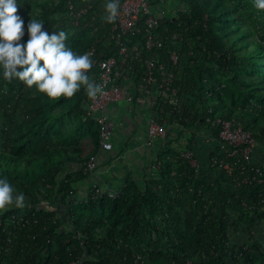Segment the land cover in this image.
Returning <instances> with one entry per match:
<instances>
[{
  "label": "trees",
  "instance_id": "obj_1",
  "mask_svg": "<svg viewBox=\"0 0 264 264\" xmlns=\"http://www.w3.org/2000/svg\"><path fill=\"white\" fill-rule=\"evenodd\" d=\"M162 1L166 4L168 2ZM177 1L181 6L177 13L178 20H174L169 13L161 23L160 29L180 32L183 35L181 52L187 57L189 51H192L195 55L194 65H190V59L186 58L188 64H185L182 72L177 74L173 81V86L179 88L185 97V103L178 111L164 106L162 110L161 107H157V112L162 117L170 114L167 124L176 128L175 131L179 130L175 139L180 141V131H192L190 137L181 143V147L169 149L175 139L167 142L173 130L166 129L165 147L163 146L157 153V158L162 163V168L156 170L160 176L158 179L145 180L142 184L144 190L130 178L132 172H129L128 178L125 174V179L121 181L112 180L114 185H119L118 197L113 199L105 193L92 197V183L95 181L92 180L94 176L85 172L87 162L92 156L96 161L100 152H111L102 151L99 147L96 122L94 117L87 115L89 98L81 89L80 98L73 112L85 113L87 122L95 126L98 149L93 155L85 160L66 158L61 164H57L58 156L37 159L34 157L35 151L32 150H29L30 154L27 157L19 152L15 156L0 153V179L6 177L17 193H23L26 197L23 209L7 207L6 210H0V219L14 212L23 213L33 221L20 233L18 241L24 246L18 247L13 255L21 264H69L82 251L79 246L80 240L75 239L78 232L85 237L84 250L89 258L84 264H129L130 253L143 249H146L150 264H185L187 261L183 245L185 231L181 225L173 222L176 215L174 210L176 199L171 197V193L174 191L180 195L190 186H202L205 190L213 192L217 201H223L224 205L236 208L240 214V222L244 225H251L256 221L264 224V144L258 142L254 148V151H259L263 156L262 164L253 162V154L249 161L240 156L231 159L219 149L218 130L209 129L203 120L206 111L203 101L206 100L205 94L208 91L212 95L215 115L225 119H236L254 136V132L249 130L250 116L233 106V102L242 100L241 95L235 90L233 97L232 87L227 88L226 82L222 84L210 81L213 79L211 73L214 69L226 72L227 75H223L225 77L240 66L237 64L232 66L235 57L227 49L224 33L217 30L218 15L194 0ZM35 2L39 7L36 20L44 22L43 31L51 34L70 26L86 32V45L80 54L104 33L101 16L104 15L103 4L106 0H60L57 4L50 0H18L21 7L18 8L17 15L24 23L27 9ZM68 2L88 8L87 14L77 26L65 18ZM95 27H98V31L94 32ZM28 39L29 36H23L19 43H26ZM96 47L98 52L103 54L108 51L101 43H96ZM254 64L257 70L264 68L262 61ZM2 71L0 69V91L8 88L13 94L0 92V111L7 110L12 99L22 109L33 105L30 90L24 83L15 79L9 83L3 79ZM229 90L230 95L225 96V92L229 93ZM0 128L1 137L8 139L11 133ZM202 129L211 133L215 147L208 157V166H200L198 163L196 168L183 157V154L189 152L195 157L192 145L198 131ZM14 133L18 134L20 130ZM19 135L23 136L21 133ZM25 146L29 149L35 147L29 139L24 141L21 147ZM165 153H168L171 159H175L180 166L179 173L175 176L170 170V163L162 161V155ZM215 159L232 160L235 163L232 172L228 174L217 167ZM33 165H36L37 173ZM24 173L32 174L24 179L22 177ZM98 179L104 180L102 173ZM39 185L43 186L45 193H41ZM107 186L111 189L110 183ZM35 195L38 200L32 201ZM241 197L253 203L252 206L263 209L258 211L255 208L253 211L255 215H250L246 208H253L251 205L244 202L242 204H245V207H242V204H235V199ZM224 234L222 222L214 227L197 230L194 243L199 248V253L209 255L218 246L219 239ZM217 260H211L209 264H217Z\"/></svg>",
  "mask_w": 264,
  "mask_h": 264
},
{
  "label": "rangeland",
  "instance_id": "obj_2",
  "mask_svg": "<svg viewBox=\"0 0 264 264\" xmlns=\"http://www.w3.org/2000/svg\"><path fill=\"white\" fill-rule=\"evenodd\" d=\"M50 1L57 4L60 0ZM194 1L199 5L208 7L211 12L218 15L217 30L224 33L223 38L227 44V49L235 57L232 66L235 64L240 66L225 77L223 75H227L225 74L226 72L216 68L211 73L213 79H210V81L211 83L219 82L222 84L226 82L227 88L232 87L233 97L236 92L241 95L242 100L233 102V106L240 108L241 111L250 116L251 128L249 130L254 132L253 137L257 139L255 140L256 143L264 144V68L262 70L254 68V65H256L254 63L257 61L264 62V10L255 8L254 0ZM38 12L39 7L36 2L27 9L23 29L24 37L29 36L27 25L31 18H37ZM62 30L69 34L66 42L68 46L75 53L80 54L86 45V32L81 28L70 26L64 27ZM235 90L236 92H234ZM1 91L2 93L13 94V91L8 88H3ZM227 94L230 95V90L229 93L225 92V96ZM30 96L34 104L29 106V108L22 109L12 99L11 106L7 110L2 109L0 111V127L4 131L11 133L8 139L1 137L2 134L0 133V153H4L7 156H15L19 152L24 157H27L30 154L29 150H32L35 151L34 157L37 159H48L58 156L56 163L61 164L66 158L85 160V158L97 151L98 140L95 126L87 122L85 113L73 112L80 98L79 91L72 98L61 96L56 100H51L45 94L36 92L35 86H33L32 90H30ZM119 111L124 113V119L128 120L130 124H136L130 116V107L125 102H112L108 114ZM136 115L141 117L138 112ZM139 120L143 125V116ZM118 128H122V126L116 124L114 128L116 137L119 135L117 132ZM17 130H20L23 136H20V133L15 134L14 131ZM176 134L174 130L167 142L175 139ZM28 139L35 145L34 149H29L26 146L25 148L21 147L23 142ZM187 139V137L180 138L182 143ZM178 142V139H175L169 149L175 148L174 144L176 145ZM159 143L165 147L166 140H156V144ZM125 146L126 144L120 142L114 152L98 153L95 174L102 173V178L110 183L111 189L117 191L119 185H114L112 179L117 178L121 181L126 176L128 178V171H130V173L132 172L130 178L144 190L142 184L145 180L158 179L160 175H157L155 170H150L151 172L149 171L148 174L143 171L138 172L137 168L134 170V165L130 166V162H132L130 161L131 154L128 155V152H125ZM134 146L135 144L129 141V149H133ZM141 152H146V150L142 149ZM138 157L139 162L135 166L144 168L146 165L145 156L138 155ZM200 157L202 164L207 167L208 158L205 153H202ZM189 158L191 159V164L198 168L197 159L191 154ZM163 160L170 163V170L174 176L179 173L180 166L175 159L170 158L168 153L162 155ZM119 162L123 163L125 165L124 168L127 169H124L125 172L121 169L119 177L113 171L112 173L109 172L108 175L103 173L104 169L107 168L103 167V164H107L105 166L111 168V166ZM33 169L37 173L36 165H33ZM31 174L24 173L22 177L27 179ZM92 180L96 183L98 182V186L105 190V186L101 184L102 181H96L94 178ZM39 189L41 193L46 192L41 185H39ZM171 195V197L176 199L174 204L176 215L173 218V222L181 225L185 231L183 236L184 255L187 257L189 264H209L211 260L217 259V264H264V224L261 221H256L251 225H244L240 222V214L236 208L224 205L223 201H217L215 194L205 190L202 186H190L184 189V192L180 195L174 191ZM241 198L235 199V204L238 205L244 202L248 203V205H253L247 199L245 200V197ZM36 200H38V197L35 195L32 197V201ZM242 207H245V204H242ZM252 207H247L246 211L253 216L255 215L253 212L255 208L258 211L263 209V207ZM220 222L224 225L225 234L219 239L218 246L209 255L199 253V248L194 243L197 237V230L214 227Z\"/></svg>",
  "mask_w": 264,
  "mask_h": 264
},
{
  "label": "built area",
  "instance_id": "obj_3",
  "mask_svg": "<svg viewBox=\"0 0 264 264\" xmlns=\"http://www.w3.org/2000/svg\"><path fill=\"white\" fill-rule=\"evenodd\" d=\"M180 8L177 0H168L167 4L162 0H120L116 22L109 25L102 23L104 33L82 53H89L94 61L88 75L102 85V95L89 99L87 106V115L94 117L97 125L100 149L106 152L114 150L118 137L114 132L117 121L112 113L108 114V110L112 102H125L132 113L137 111L143 116L147 137L145 144L151 157L152 171L162 168L157 153L163 149V145L156 144V140L165 141L166 129L172 128L167 124L170 114L160 116L157 107L162 110L164 106H168L173 111L179 110L185 103V97L179 88L173 86V81L176 75L182 72L185 64H188L186 58L190 59V65H194V53L189 51L186 57L181 52L183 35L180 32L160 29L161 23L169 13L174 20H178L177 13ZM87 12V7L68 2L65 18L77 26ZM95 31H98V27L94 28ZM96 43L103 44L108 49L107 53L98 52ZM205 96L206 100L203 102L206 111L203 120L209 129L218 130L219 149L231 159L240 156L249 161L256 146L255 138L236 119L215 115L211 93L207 91ZM189 156V152L183 154L191 164ZM215 161L217 167L228 174L235 165L230 159ZM191 165L195 167L194 164ZM96 168L97 164L92 156L87 162L85 172L98 179ZM98 180L102 181L105 190L98 186V182H93L92 197L104 193L113 199L119 196L118 191L108 188V182ZM32 222V219L25 217L23 213L14 212L0 219V264H21L13 255L18 247L24 246L18 239L22 230ZM75 239L80 240L82 251L69 264H84L89 260L84 250L85 237L78 232ZM147 256L146 249L133 251L129 255V264H150ZM185 264L189 262L186 261Z\"/></svg>",
  "mask_w": 264,
  "mask_h": 264
},
{
  "label": "clouds",
  "instance_id": "obj_4",
  "mask_svg": "<svg viewBox=\"0 0 264 264\" xmlns=\"http://www.w3.org/2000/svg\"><path fill=\"white\" fill-rule=\"evenodd\" d=\"M21 5L18 0H0V69L3 79L23 82L28 90L35 86L38 93L56 100L63 96L72 98L83 89L89 99L102 95V85L88 75L94 61L89 53L77 54L66 43L68 32L43 31L44 22L31 18L27 25L29 39L19 43L24 36V21L17 15ZM254 7L264 10V0H254ZM120 0H106L101 21L116 22ZM26 197L17 193L5 177L0 179V210L7 207L23 209Z\"/></svg>",
  "mask_w": 264,
  "mask_h": 264
},
{
  "label": "crops",
  "instance_id": "obj_5",
  "mask_svg": "<svg viewBox=\"0 0 264 264\" xmlns=\"http://www.w3.org/2000/svg\"><path fill=\"white\" fill-rule=\"evenodd\" d=\"M130 113H131V115H130L131 118L134 120V122H136V124H135L136 126L130 124L128 120L124 119L125 115L123 112L119 111L117 113H112V115L115 116V120L117 121V123L122 124V126H123V128H119V131H118L119 135L118 136H120V137H119V139L116 140L115 147H114V150L112 152H114L116 150L117 145L120 142L126 144V146L124 148L126 150L125 152H128V155L131 154L130 155L131 156L130 161H132V162H130V164H131L130 166L134 165V167H135L134 170H136V168H137L138 172L143 171L145 174H148V172L151 170V166H150L151 157H150V154L148 153V149H147V146L145 144L146 140H147L145 127H144V125H142L140 123V120H139L140 117L138 115H136L137 112L132 113L131 108H130ZM178 131L179 130L175 131L177 133V135H178ZM187 133H188L187 131H180V133H179L180 138L181 137H187V138L190 137V133H188V134ZM128 140L135 144L133 149H129V147H128L129 141ZM181 143H182V141L180 140L178 143H176V145L174 144V146H176L175 148L181 147ZM214 147H215V140H214L213 136L211 135V133L204 130V129L198 131V134L195 138V142L192 145V153L195 156V158L197 159L200 166H204L201 162L200 155L202 153H205V156H207V158H208L210 153L214 150ZM142 149L146 150V152H141ZM138 155L145 156L146 165L144 168L135 166V164L139 162ZM252 160H253V162H258V163L262 164L263 163V156L259 153V151L255 150L253 153ZM105 165H107V164H103V167H107L103 171L104 174L106 173L105 175H108L109 172L112 173V171H113V173L115 175L117 174L118 175L117 177H119L120 176L119 173H120L121 169L127 170L126 168H124L125 165L123 163H120V162L114 166H111V168H109L108 166H105ZM113 168H114V170H113ZM125 170H124V172H125ZM128 172H130V171H128ZM115 179H117V178H115ZM115 179H112V180H115Z\"/></svg>",
  "mask_w": 264,
  "mask_h": 264
}]
</instances>
